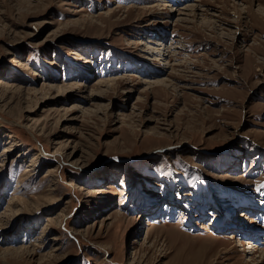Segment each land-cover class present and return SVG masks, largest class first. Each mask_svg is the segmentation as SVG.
<instances>
[{
	"label": "rangeland",
	"instance_id": "1",
	"mask_svg": "<svg viewBox=\"0 0 264 264\" xmlns=\"http://www.w3.org/2000/svg\"><path fill=\"white\" fill-rule=\"evenodd\" d=\"M260 6L0 0V264H264Z\"/></svg>",
	"mask_w": 264,
	"mask_h": 264
},
{
	"label": "bare ground",
	"instance_id": "2",
	"mask_svg": "<svg viewBox=\"0 0 264 264\" xmlns=\"http://www.w3.org/2000/svg\"><path fill=\"white\" fill-rule=\"evenodd\" d=\"M261 7H262V6H260L259 9L262 10L261 13L264 15V8H263V7L261 8ZM261 13H260V14H261ZM253 17H254V16H253ZM231 238H232V237H231Z\"/></svg>",
	"mask_w": 264,
	"mask_h": 264
},
{
	"label": "snow or ice",
	"instance_id": "3",
	"mask_svg": "<svg viewBox=\"0 0 264 264\" xmlns=\"http://www.w3.org/2000/svg\"><path fill=\"white\" fill-rule=\"evenodd\" d=\"M262 187H264V185H262Z\"/></svg>",
	"mask_w": 264,
	"mask_h": 264
}]
</instances>
